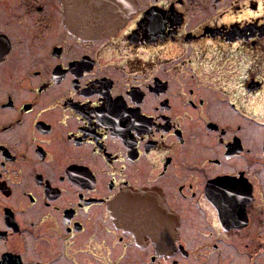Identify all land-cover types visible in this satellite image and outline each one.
<instances>
[{"label":"flooded vegetation","instance_id":"af4514ba","mask_svg":"<svg viewBox=\"0 0 264 264\" xmlns=\"http://www.w3.org/2000/svg\"><path fill=\"white\" fill-rule=\"evenodd\" d=\"M63 1L0 0V264H262L261 0H131L94 39ZM143 189L169 224L115 222Z\"/></svg>","mask_w":264,"mask_h":264},{"label":"water","instance_id":"95a60500","mask_svg":"<svg viewBox=\"0 0 264 264\" xmlns=\"http://www.w3.org/2000/svg\"><path fill=\"white\" fill-rule=\"evenodd\" d=\"M66 2L69 1H63L64 8L67 7L69 27L76 34L90 39L112 35L125 24L130 10L134 8L131 0H87V7L78 4L77 0L69 4ZM110 209L115 222L128 228L134 223L135 216L137 220H141L143 217L151 219L153 215H158L160 219L156 223L169 224V214L164 211L163 204L154 191L143 189L122 192Z\"/></svg>","mask_w":264,"mask_h":264},{"label":"rangeland","instance_id":"374dc122","mask_svg":"<svg viewBox=\"0 0 264 264\" xmlns=\"http://www.w3.org/2000/svg\"><path fill=\"white\" fill-rule=\"evenodd\" d=\"M185 56H187L186 52L184 54ZM253 97V96H251ZM242 103L246 104V102L248 101V104H251V105H255V107H257V109H260L261 111L264 110V102H262L263 98H259V96H255L254 98H250V99H247V98H242ZM251 128H253L252 125H249L248 129L249 131L251 130ZM186 233H192L190 232V230H186ZM244 257H239L238 261L234 264H240V263H244ZM262 264H264V261H261Z\"/></svg>","mask_w":264,"mask_h":264},{"label":"snow or ice","instance_id":"6c2138e0","mask_svg":"<svg viewBox=\"0 0 264 264\" xmlns=\"http://www.w3.org/2000/svg\"><path fill=\"white\" fill-rule=\"evenodd\" d=\"M162 6L163 7H167V5L163 4V0H162ZM261 9L262 11L260 12H253V13H249V15H259V16H264V0H261ZM246 18V17H245ZM209 44H211V41H208ZM257 79H264V77H257ZM235 87L240 88L241 84L240 83H236ZM257 96H264V90H262L259 93H256ZM261 115H264V111H261Z\"/></svg>","mask_w":264,"mask_h":264},{"label":"bare ground","instance_id":"6f19581e","mask_svg":"<svg viewBox=\"0 0 264 264\" xmlns=\"http://www.w3.org/2000/svg\"><path fill=\"white\" fill-rule=\"evenodd\" d=\"M91 3H94V1H91ZM86 11H88V10H86Z\"/></svg>","mask_w":264,"mask_h":264}]
</instances>
